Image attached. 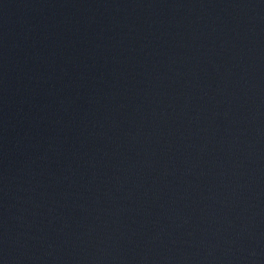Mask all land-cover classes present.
Returning a JSON list of instances; mask_svg holds the SVG:
<instances>
[{
	"label": "water",
	"instance_id": "1",
	"mask_svg": "<svg viewBox=\"0 0 264 264\" xmlns=\"http://www.w3.org/2000/svg\"><path fill=\"white\" fill-rule=\"evenodd\" d=\"M0 264H264V0H0Z\"/></svg>",
	"mask_w": 264,
	"mask_h": 264
}]
</instances>
